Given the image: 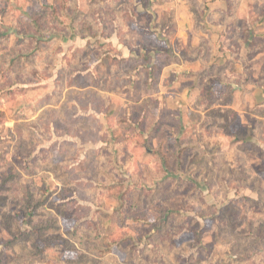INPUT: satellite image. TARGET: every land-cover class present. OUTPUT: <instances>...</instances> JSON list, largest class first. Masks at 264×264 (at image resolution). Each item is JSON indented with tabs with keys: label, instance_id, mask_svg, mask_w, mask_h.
<instances>
[{
	"label": "rangeland",
	"instance_id": "1",
	"mask_svg": "<svg viewBox=\"0 0 264 264\" xmlns=\"http://www.w3.org/2000/svg\"><path fill=\"white\" fill-rule=\"evenodd\" d=\"M185 1L198 17L207 9ZM245 2L244 17L215 18L227 44L246 47L240 87L256 98L202 81L187 117L177 95L156 113L153 100L137 104L154 81L127 82L137 61L103 41L148 46L149 0H0V264H264V0ZM105 91L136 103L111 132L67 107L103 110ZM41 93L64 96L58 120L37 114Z\"/></svg>",
	"mask_w": 264,
	"mask_h": 264
},
{
	"label": "crops",
	"instance_id": "2",
	"mask_svg": "<svg viewBox=\"0 0 264 264\" xmlns=\"http://www.w3.org/2000/svg\"><path fill=\"white\" fill-rule=\"evenodd\" d=\"M204 1L207 9L197 19L192 8L185 0H149L152 4L151 9L153 11L149 8L147 10V15L151 22L149 23L150 27L145 29L146 31L148 30V32H146L148 38L147 43H149L148 46H141L138 42H135L133 45H128L115 34L103 40L110 44L114 56L119 60L124 59L126 61H134V63L137 61L133 73H131V75H125L127 82L130 81V77L133 79L135 78L137 81L144 79L146 83L149 80L154 81V83H151L152 88L141 93L138 97L140 100H136L137 104H141L143 101L146 103L148 100H153L155 104L152 107V113L158 112L160 108L165 105V101L166 104L169 105L168 102L177 95L182 98L187 105V109L183 107V115L186 114L187 117L190 116L191 113L197 109V106H193L194 102L202 101V99L206 98V94L202 92V81L208 84L214 81V85L217 86L227 81V84L229 83L234 88L231 93L232 97L228 95L232 101L238 100L241 96H243L245 101L256 98L254 92H242L240 87L241 83L245 85L249 83V80H246L248 76H244V72L241 71V69L246 67L247 61L240 55V51L243 52L246 47L227 44L226 42H228L229 36L227 26L223 25V20H217V18H215L219 16L225 19L227 18V14H232L234 20L240 18V16L244 17L243 7L244 4H246L245 0ZM173 5H176L178 8L175 12H172ZM230 5L232 8H230ZM161 19L167 21L166 28H163L164 23L163 25L159 23ZM167 29L169 39L164 40L162 37H156L159 32L161 33V31H166ZM153 31L156 33L154 34ZM165 35V33H162V36ZM161 43L166 46L161 47ZM161 56H165L167 62L162 61L159 64V61H161L159 58ZM98 61L99 60L96 62ZM96 62L93 63L95 64ZM228 65L234 67L236 75L232 74V71H230V73L225 72L223 75L222 73L215 74L214 78L207 77L209 69L219 68L224 70ZM118 67H120V65H118ZM157 67H159V69H157L156 74L153 75V70ZM108 72L109 77L105 76V81L116 75L112 74L110 70H108ZM114 73H116L115 70ZM91 75L94 76V73L91 72ZM236 76H242L243 79L240 77L236 79ZM41 84L45 85L44 88L46 90V86L49 84L47 78L43 80ZM176 86L179 88L182 86V89L179 90ZM126 92L127 91L102 92L108 99V103L105 104L103 110H95L92 106L87 105L85 113H79L77 100L67 103V107L69 106L75 109V117L81 116L90 120L97 119L106 132H111L114 129H118L119 125H121L113 123L121 114L122 123L123 121L129 122L130 113L126 109L129 105L132 106V103L136 104L135 101L132 102L133 99L130 97V93ZM115 93L119 95L114 96ZM47 94L48 93L40 94L38 104L36 105L37 114H41L42 111L46 113V110H54V112L57 113L55 119H58L60 118V110L64 106V96L60 95L51 102L46 99ZM42 95L43 97H41ZM218 95L219 94L214 93V98ZM210 96L213 97L212 93H210ZM261 96H263V93ZM31 106L32 105H29L28 107L31 108ZM198 109L200 108L198 107ZM207 114L208 113L200 112L202 116H206ZM155 115L157 114H154V116ZM124 124L127 129H140L139 124ZM187 125H190L189 121ZM184 126L186 125L184 124ZM81 128L92 130L89 125H82ZM144 131H149L146 129V126ZM101 144L104 145L106 143Z\"/></svg>",
	"mask_w": 264,
	"mask_h": 264
},
{
	"label": "trees",
	"instance_id": "3",
	"mask_svg": "<svg viewBox=\"0 0 264 264\" xmlns=\"http://www.w3.org/2000/svg\"><path fill=\"white\" fill-rule=\"evenodd\" d=\"M192 11H193L194 13L196 12L193 8H192ZM196 14H197V13H195V15H196ZM202 14H203V13H201L200 16H201ZM197 15H199V14H197ZM200 16H199V17H200ZM196 18L198 19V16H196ZM122 60H123L124 62H127V61L124 60V59H122ZM77 92H79V91H77ZM79 94H80V93H78V95H79ZM78 95H77V96H78ZM82 95H84V94L82 93ZM80 96H81V95H80ZM53 97H54V98H57V97H59V95H54ZM81 97H82V96H81ZM0 120H1V116H0ZM55 120H58V119H55ZM51 124H52V123H51ZM146 148H147V147H146ZM39 205H40V204H39ZM36 206H38V204L33 205V206L31 205L30 209H31V208H34V207H36ZM30 209L26 211V213L29 214V215L32 214V211H31ZM96 248H97V247H96ZM99 251H100V250H99ZM103 251H105V250H103Z\"/></svg>",
	"mask_w": 264,
	"mask_h": 264
}]
</instances>
